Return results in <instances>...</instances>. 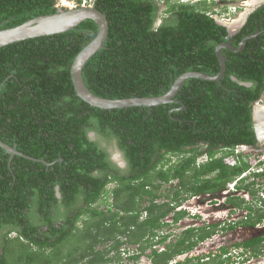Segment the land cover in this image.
Masks as SVG:
<instances>
[{
	"label": "trees",
	"instance_id": "16d2710c",
	"mask_svg": "<svg viewBox=\"0 0 264 264\" xmlns=\"http://www.w3.org/2000/svg\"><path fill=\"white\" fill-rule=\"evenodd\" d=\"M214 3L165 0L164 13L171 16L164 15L155 26L156 1L95 0L110 29L106 48L83 68L86 85L103 98L157 97L184 73L218 74L216 48L225 42L227 28L212 16ZM56 4L0 0V30L55 14ZM262 16L264 8L252 15L234 47L245 32L256 29L252 19ZM97 32V24L87 20L75 30L0 49V141L37 159H11L0 147V264H55L69 240L76 255L66 264H121L124 246L137 247L136 254L128 252L131 261L139 262L152 249L148 257L153 264H170L211 239L220 226L191 227L168 242L170 234L159 232L170 226V215L174 224L190 215L179 209L187 200L217 193L233 182L252 202L258 199L256 180L264 178V160L255 170L250 156L237 149L258 144L253 108L264 96V33L249 40L242 52L223 50L227 69L221 83L188 79L176 96L183 110L180 103L103 110L82 100L71 78L76 56ZM92 132L108 145L116 142L128 162L127 175L111 164ZM203 156L207 159L200 162ZM229 157L234 165L226 163ZM259 200L261 208L244 197L227 198L232 213H247L224 224V230L263 224L264 200ZM234 248L260 257L264 235ZM219 252L226 254L228 248ZM204 257L176 264H202Z\"/></svg>",
	"mask_w": 264,
	"mask_h": 264
},
{
	"label": "rangeland",
	"instance_id": "374dc122",
	"mask_svg": "<svg viewBox=\"0 0 264 264\" xmlns=\"http://www.w3.org/2000/svg\"><path fill=\"white\" fill-rule=\"evenodd\" d=\"M158 2L159 6H161V13L165 9V0H155ZM198 0H186V2H196ZM264 0H248L246 3H234V9L237 10V12H232L235 14L228 15L226 13L229 12V9L224 10V8L229 7L226 1L221 2L219 0H207V2H215L214 3V11L213 17L216 18L218 21H223L227 24H233V21H238L240 22L245 13L255 6H257L259 3L263 2ZM235 2H240V1H235ZM217 12V13H216ZM239 13V14H237ZM164 15V14H163ZM164 17V16H163ZM259 106H264V96L262 100L258 103ZM111 150V156L119 162V165L124 164V156L122 152L116 147V146H109ZM237 152H242L244 154H248L251 166L254 167L253 169L257 170L258 166L257 164L260 161H263L264 158V141H262L261 145L258 146L257 148H248L245 147L242 149V147L237 149ZM177 159V158H173ZM207 159V156H203L200 158L201 161H205ZM226 163L232 164L234 163L235 159L233 157L227 158ZM117 164V163H116ZM118 167V166H117ZM124 172V170H123ZM122 173V172H121ZM253 180V179H251ZM258 184L256 185L255 189L259 190L258 192V199H255V202H252V197L245 191H236L235 189L232 188L233 184L229 187L227 185L226 189L221 190L217 193H212L209 196H204L202 198H196L192 197L189 200H187L185 203H183V206L180 209H185L189 212V216L186 218L182 219L179 221L177 224L173 223V215H170L168 218H166V222L170 223V226L165 227L163 230L159 232V234H170V238L168 242H175L179 236L182 234V232L188 228L191 227H204L210 224H216L218 223L220 226L218 227V231L216 234L211 238L206 240L204 243H201L198 247H196L195 250H193L191 253H188V255H181L180 257L175 258V262L177 261H184L187 256L190 257H197V256H211L212 258H216L215 261H213L212 258L205 259L203 261V264H222V262H219L220 258H222V255L219 251L222 247L228 248V251L232 252L233 256H235L237 259L233 260L232 264H264V255L260 257L256 256H249L248 252V257L245 259L247 262L243 263L241 259L237 256V254L240 253V249L234 248V245L239 242H243L245 240L252 239L256 236H261L264 235V223L261 225H258L256 227H243L239 226L233 230H224V227L227 223L233 222V221H238L239 219L243 218L247 210L245 209H239L235 211V214L231 212L232 209H234V206L231 204H227L226 199L229 197L237 196V197H244V199L248 202H252L256 204L257 202V207L261 208L263 205L260 202V198L264 200V178L256 180ZM177 184L176 182L170 183L169 185L164 187L163 192H168L170 188L175 187ZM114 185H111L109 188H113ZM228 191H225L227 190ZM224 191V192H223ZM110 199L108 198V201H111V195H109ZM101 204V202H99ZM98 204L102 208L104 207L103 204ZM179 210V209H178ZM226 225V228H227ZM15 234H12L11 237H15ZM72 246H73V241L69 240L68 243L64 245L62 248V252H60L63 255V258L59 261H57L55 264H66L68 259L72 256ZM103 246L99 245L97 249H102ZM155 249H158L159 251L164 250L165 245H156L154 247ZM136 247L135 246H124L122 248V262L121 264H153L152 261L148 258V254H150L152 249H147L145 254L141 257L139 262L131 261L130 256H128V252L132 253L131 255L135 254L136 252ZM236 251V252H235ZM71 253V254H70ZM71 255V256H70ZM76 253H74L73 256H75ZM72 256V257H73ZM252 256V257H251ZM174 262V263H175Z\"/></svg>",
	"mask_w": 264,
	"mask_h": 264
},
{
	"label": "water",
	"instance_id": "95a60500",
	"mask_svg": "<svg viewBox=\"0 0 264 264\" xmlns=\"http://www.w3.org/2000/svg\"><path fill=\"white\" fill-rule=\"evenodd\" d=\"M87 20H93L97 24V36L76 56L71 69V78L77 95L91 106L103 110L125 109L130 107L152 108L154 106L170 103H180L182 105L180 109L183 110L185 109V105L182 104L181 101L177 100L176 96L180 92L185 82L188 79L197 78L201 80L221 83L227 69V58L224 56L223 50L228 49L233 52H241L246 47L248 40L257 36H247L242 41L239 48H235L232 45L230 39H227V41L221 43L216 48V53L221 66L219 73L216 75H210L198 71L187 72L179 76L172 84L169 92L164 95L157 97H135L125 99H109L100 97L88 88L83 78V68L85 64L97 52L106 48V42L109 36L110 26L107 15L106 13L97 9L95 6L59 10L55 14L38 16L31 20H28L27 22L19 26L0 30V49L10 44L22 42L25 40L57 35L72 31L75 30L81 23ZM256 107L257 104H255L253 108V122L258 141L257 146H260L262 141H264V131H261V128L258 125V121L256 119ZM0 147L5 149L11 155V159L15 155H20L30 160H37L18 151L17 146H10L0 141ZM248 148L254 149L256 147L252 146ZM41 161L49 165V163L45 162L44 160Z\"/></svg>",
	"mask_w": 264,
	"mask_h": 264
},
{
	"label": "flooded vegetation",
	"instance_id": "af4514ba",
	"mask_svg": "<svg viewBox=\"0 0 264 264\" xmlns=\"http://www.w3.org/2000/svg\"><path fill=\"white\" fill-rule=\"evenodd\" d=\"M155 2V0H153ZM235 1H240V2H235ZM248 0H231V1H228L227 4L229 7H227V9H229V12L226 13L228 15H231V14H235V13H232V12H237V10L234 9V6L233 4L234 3H246ZM179 3L181 4H186L188 2H186V0H179ZM160 7V10H159V18L157 19L156 23H155V26H160L162 23H163V16L165 15V11L168 9V7L166 5H164L165 9L163 10V12L161 13V6ZM264 8V1L259 3L257 6H255L254 8H252L251 10L247 11L245 13V15L243 16V18L241 19L240 22L238 21H233V24H227L223 21H218L216 18L215 20L218 22V24L222 25V26H225L227 28V35H226V39L225 41H227V39H230L231 42H232V45L234 46V43H236V37L238 35H242L243 32H244V28L249 24V21L252 17V15H254L255 13H257V11H260ZM164 14V15H163ZM239 14V13H237ZM171 14H166L164 18H167V17H170ZM264 20V16L261 17H255L254 19H252V21L255 23V27L256 29L254 30V32H249V33H244V38L238 42V47H235V48H239L242 41L247 37V36H255L257 35L256 37L254 38H251L249 40H256L259 36L262 35V33H264V30L260 29V27L263 25V21ZM260 29V30H259ZM252 30V29H250ZM248 40V41H249ZM224 43V42H223ZM247 47V45H246ZM246 47L242 50L244 51L246 49ZM254 49V48H253ZM241 51V52H242ZM233 52V51H232ZM258 110H259V113L257 115V119L258 121L260 122L259 123V126L261 128V124L264 123V107L263 106H259L258 105ZM261 131H264V130H261ZM264 133V132H263ZM90 137L95 140V141H98L100 142L101 144V147L104 148L105 150L108 151L109 153V161L111 162V164H115L116 168L118 169V172L120 173V175H127V173L129 172V165H128V162L127 160L124 159V164L121 166L119 165V162H117V160H115V158L113 156H111V150L109 148L110 145H108L107 143L103 142V138H101L99 135H97L96 133H90ZM111 146H117L116 142L111 144ZM254 147H258V146H254ZM119 149V148H118ZM123 154V153H122ZM117 163V164H116ZM118 166V167H117ZM124 170V172H123ZM122 172V173H121ZM129 175V174H128ZM227 200V199H226ZM257 237V236H256ZM137 248V247H136ZM137 251V249H136ZM236 252V251H235ZM137 252H135L136 254ZM151 253V252H150ZM219 255H222V260H224L222 262V264H232L233 260L237 259L235 256H233L232 252L228 251L226 254H219ZM250 255V254H249ZM237 256L241 259V261L243 263H246L248 259H245V257L247 258L248 257V252L244 253L243 251H240L239 254H237Z\"/></svg>",
	"mask_w": 264,
	"mask_h": 264
},
{
	"label": "built area",
	"instance_id": "2783aa9c",
	"mask_svg": "<svg viewBox=\"0 0 264 264\" xmlns=\"http://www.w3.org/2000/svg\"><path fill=\"white\" fill-rule=\"evenodd\" d=\"M95 0H57L56 7L59 8V10L63 9H76L80 7H93ZM220 1V0H219ZM245 147H242L244 149ZM264 160V158H263ZM235 164L232 163L231 165Z\"/></svg>",
	"mask_w": 264,
	"mask_h": 264
},
{
	"label": "clouds",
	"instance_id": "9594fccd",
	"mask_svg": "<svg viewBox=\"0 0 264 264\" xmlns=\"http://www.w3.org/2000/svg\"><path fill=\"white\" fill-rule=\"evenodd\" d=\"M198 1H200V0H198ZM224 1L228 2V1H231V0H224ZM63 10H67V9H63ZM261 100H262V99H261ZM261 100H260V101H261ZM260 101H259V102H260ZM259 102L255 103V104H257V106H258V103H259ZM255 104H254V106H255ZM229 158H230V157H229ZM228 164H229V163H228ZM230 165H231V164H230ZM233 165H234V164H233ZM232 184H233L232 188L234 189V188H235V182L230 183L228 186L230 187ZM225 191H228V189L225 190ZM223 192H224V191H223ZM209 195H211V194H205V195L197 196L196 198H202V197H204V196H209ZM180 208H181V207H180ZM180 208H179V209H180ZM164 249H165V248H164ZM162 251H163V250H162ZM183 255H186V254H183ZM183 255H182V256H183ZM187 255H188V254H187ZM208 255H209V254H208ZM208 255L204 257L203 261H204L205 259H208V260H209ZM180 256H181V255H180ZM180 256H178V257H180ZM199 256H200V255H199ZM202 256H203V255H202ZM187 257H190V256H187ZM148 258H149V257H148ZM149 259H150V258H149ZM185 260H186V259H185ZM185 260H184V261H185ZM184 261H182V262H184ZM203 261H202V264H203ZM174 262H175V260H174L173 262H171L170 264H176V263H177V261H176L175 263H174ZM178 262H180V261H178Z\"/></svg>",
	"mask_w": 264,
	"mask_h": 264
},
{
	"label": "bare ground",
	"instance_id": "6f19581e",
	"mask_svg": "<svg viewBox=\"0 0 264 264\" xmlns=\"http://www.w3.org/2000/svg\"><path fill=\"white\" fill-rule=\"evenodd\" d=\"M264 107V106H263ZM258 113H259V110H258V106L256 107V119H257V115H258ZM263 114H264V112H263ZM264 116V115H263ZM257 121H258V119H257ZM259 121H258V125H259ZM261 130H264V123H262L261 124Z\"/></svg>",
	"mask_w": 264,
	"mask_h": 264
}]
</instances>
